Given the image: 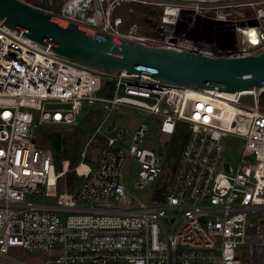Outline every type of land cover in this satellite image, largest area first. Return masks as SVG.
Segmentation results:
<instances>
[{"label":"built area","instance_id":"2783aa9c","mask_svg":"<svg viewBox=\"0 0 264 264\" xmlns=\"http://www.w3.org/2000/svg\"><path fill=\"white\" fill-rule=\"evenodd\" d=\"M115 1L67 0L57 16L79 30L200 56L264 51V0L159 1L156 37L119 31ZM78 8L95 9L83 17ZM95 103L157 120L111 129L95 163L81 154L74 190L63 183L67 192L55 197L68 161L55 170L36 126L78 125ZM177 124L188 136L166 185L162 154L142 144L150 129L171 135ZM128 161L134 189L157 185L151 201L123 181ZM39 193L55 203H41ZM256 213L264 218V84L224 92L113 73L0 23V258L17 247L55 255L48 264H264V220L249 219Z\"/></svg>","mask_w":264,"mask_h":264},{"label":"water","instance_id":"95a60500","mask_svg":"<svg viewBox=\"0 0 264 264\" xmlns=\"http://www.w3.org/2000/svg\"><path fill=\"white\" fill-rule=\"evenodd\" d=\"M0 21L38 43L50 44L65 57L113 73H146L165 83L224 92L264 84V51L238 58H213L138 40L115 39L55 20L52 11L25 0H0Z\"/></svg>","mask_w":264,"mask_h":264},{"label":"rangeland","instance_id":"374dc122","mask_svg":"<svg viewBox=\"0 0 264 264\" xmlns=\"http://www.w3.org/2000/svg\"><path fill=\"white\" fill-rule=\"evenodd\" d=\"M34 5H41L43 8L49 9L54 13L55 20L59 21L57 15L60 13V9L63 7L67 0H26ZM114 0H112L113 2ZM164 0H116L110 9V18L114 19L119 17L121 23L118 25L117 29L119 31H131L132 34L137 36H146V37H156L158 35L156 30V24L159 19V15L161 13L160 6L157 5V2ZM95 8L89 9L81 8L76 9L75 13L79 16H87L91 15ZM79 12V13H78ZM62 22V21H60ZM64 23V22H62ZM112 23V21H111ZM247 104H251L250 98H247ZM93 111H97L93 112ZM93 112L91 117L88 120L86 128L88 130L87 134L81 137L82 141V149L81 154L84 152V161L85 158L88 159V162L95 163L100 153L101 149L104 147L105 136L109 134L110 130L113 128H121L127 127L130 131H133L135 127L141 122L151 125L152 122L157 120L156 116L147 115L144 111L138 110L136 108H128L123 106H117L113 108L108 113V107H103L100 103H95L90 106H85L81 112L76 116L79 119V126L82 124V121L86 118V116ZM108 113V115H107ZM72 125H56V124H42L36 126V134L38 136V140L41 143L49 147L52 150L50 143V136L54 133H61V135H66L67 137L72 133L71 128ZM98 130V131H97ZM170 136L166 134H160L156 130H149L146 133V136L143 141V146L152 147L157 149V151L162 154V158L164 160V183L166 185H170V180L172 179L174 171L169 166V163L166 162L164 153L166 152L167 145L165 143ZM104 139V140H103ZM235 144V141L233 142ZM56 160H57V156ZM54 156V157H55ZM81 156V155H80ZM60 166L63 161H68L63 158V155L60 154ZM82 158V157H81ZM226 159L234 158V153L225 155ZM56 171L59 170V167L56 166ZM75 173V172H74ZM136 169L134 168V163L132 161H128L123 170V181L129 186L132 193L144 200L151 201L153 199V192L157 185L152 184L147 189L138 190L133 188V183L135 181ZM169 179V180H168ZM64 182L63 176L57 180V189L55 197H60L61 194L67 192L63 186ZM39 201L41 203H55L56 199L46 197L44 194L39 193L38 195ZM261 214L256 213L249 217L250 220L256 222V224L260 225L264 220ZM242 248V247H239ZM7 256L10 257V261L18 262L21 261L27 264H48L52 263L56 258L55 255L52 254H41V253H32L22 250L21 248L13 247L8 250ZM12 257V259H11ZM14 258V259H13ZM13 263V264H18Z\"/></svg>","mask_w":264,"mask_h":264},{"label":"trees","instance_id":"16d2710c","mask_svg":"<svg viewBox=\"0 0 264 264\" xmlns=\"http://www.w3.org/2000/svg\"><path fill=\"white\" fill-rule=\"evenodd\" d=\"M26 1V0H25ZM28 2V1H27ZM96 112L97 111H93ZM93 112H90L86 118L82 121V124L78 125H72L71 128V134L67 137L66 135H61V133H54L50 136V143L52 147L53 155H57L58 152H60L61 155H63L64 159L68 160V170L63 175L64 181H66L67 191L72 192L78 183L79 178L74 173V166L81 160V149H82V141L81 137L87 134L88 128L87 123L89 118L92 116L91 114ZM94 114V113H93ZM170 137L168 140L165 141L167 145L166 152L164 153L165 160L167 163H169L170 168L172 171L175 170L178 159L183 147V144L188 136V132L184 129V127L180 124L176 125V128L174 132L169 135ZM104 140V139H103ZM105 143V141H104ZM104 146V145H103ZM60 154L54 157L57 166L60 169ZM85 160L88 162V159L85 158ZM165 187L160 188V190L155 194V198H160V192L164 190Z\"/></svg>","mask_w":264,"mask_h":264},{"label":"crops","instance_id":"0c3cea01","mask_svg":"<svg viewBox=\"0 0 264 264\" xmlns=\"http://www.w3.org/2000/svg\"><path fill=\"white\" fill-rule=\"evenodd\" d=\"M13 263H18V262H13V261H10L8 257H5V258H0V264H13ZM19 264V263H18Z\"/></svg>","mask_w":264,"mask_h":264}]
</instances>
